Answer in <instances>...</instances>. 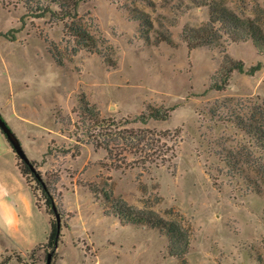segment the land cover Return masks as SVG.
I'll return each instance as SVG.
<instances>
[{"label": "rangeland", "instance_id": "obj_1", "mask_svg": "<svg viewBox=\"0 0 264 264\" xmlns=\"http://www.w3.org/2000/svg\"><path fill=\"white\" fill-rule=\"evenodd\" d=\"M151 1L79 0L77 21L97 41L91 50L79 47L69 21L35 16L28 6L38 0H0V112L61 212L52 264H96L98 254L100 264H183L169 253L162 229L122 223L106 194L179 221L190 237L186 264H264V180L226 162L242 133L220 117L240 99L264 98V51L226 35L215 46L190 48L183 35L209 20L212 4L264 27V0ZM225 52L245 68L262 66L252 75L236 70L226 89H213ZM85 102L100 118L130 120L129 127L180 129L167 139L176 157L159 166L115 167L83 127ZM151 106L169 116L137 121ZM27 178L50 212L35 176ZM16 255L21 264H46L44 249L31 260L3 239L0 262Z\"/></svg>", "mask_w": 264, "mask_h": 264}, {"label": "trees", "instance_id": "obj_2", "mask_svg": "<svg viewBox=\"0 0 264 264\" xmlns=\"http://www.w3.org/2000/svg\"><path fill=\"white\" fill-rule=\"evenodd\" d=\"M148 1L153 3L151 0ZM54 4L59 8L54 9ZM78 4L79 0H38L36 6L29 4L28 7L37 17H42L49 13L59 20L69 21V23L66 22L67 29L76 38L79 47L92 50L97 47V41L95 36L77 21ZM210 9V18L206 23L184 29V39L190 48H196L201 45L215 46L226 35L234 42L251 39L259 51H264V27L258 18L243 17L226 5L212 4ZM140 18L144 19L145 24L152 25L147 12H143ZM165 40L171 41L170 38H165ZM261 66L262 63L258 62L256 65L245 68L243 60H237L225 52L221 66L212 76L211 87L216 90H224L229 85L230 77L234 71L247 72L252 75ZM82 109L84 113L83 127L89 139L97 148H103L107 151L115 167L131 164H142L145 167L147 163L159 166L171 163L176 157L175 147L174 145H169L167 139H173L172 137H175V135L178 137L181 132L180 129L156 131L151 128L129 127L130 120L116 121L109 118H100L99 112L89 102H85L82 105ZM228 109V115L220 117L224 121L231 122L233 127L242 133V140L237 143V147L233 146L234 148L227 149L226 162L235 171L239 172L245 171L246 168H251L264 180V98L258 96L255 100L245 101L240 99L234 106L230 105ZM217 112L218 109H215L214 115H217ZM168 116L169 112L167 110L151 106L148 112H143L136 119L146 123L151 118L166 119ZM129 155H133L135 157L134 160L129 161ZM17 159L21 172L26 177L29 185L32 187L27 174L31 173L41 186L46 204L50 207V212H47L50 215L54 214L56 217L53 209V205H55L61 214L49 187L37 171L35 161L30 159V163L36 169L33 171L30 165L18 155ZM36 173H39L41 178ZM32 189L37 197L35 189L33 187ZM106 195L111 202L112 211L120 217L122 223H144L153 228L162 229L169 240V253L181 259L183 264L187 263L185 255L189 250L190 237L179 221L167 219L153 210L130 207L112 195ZM37 204L40 208H43L38 197ZM61 231L58 230L57 219L53 220L51 218V231L47 241L29 251L27 253L29 258L32 260L36 251L44 249L46 260L49 253L53 254L54 259L61 239ZM16 257L18 261L23 262L21 256L16 255ZM9 261L10 258L6 257L0 264H7Z\"/></svg>", "mask_w": 264, "mask_h": 264}, {"label": "crops", "instance_id": "obj_3", "mask_svg": "<svg viewBox=\"0 0 264 264\" xmlns=\"http://www.w3.org/2000/svg\"><path fill=\"white\" fill-rule=\"evenodd\" d=\"M0 245L8 239L27 254L47 241L51 216L37 204V197L18 165L17 154L0 131ZM97 255L96 264H100ZM8 264H21L12 259Z\"/></svg>", "mask_w": 264, "mask_h": 264}, {"label": "water", "instance_id": "obj_4", "mask_svg": "<svg viewBox=\"0 0 264 264\" xmlns=\"http://www.w3.org/2000/svg\"><path fill=\"white\" fill-rule=\"evenodd\" d=\"M0 131L6 136L7 140L11 144V146L14 148L16 154L25 162H27L31 169L35 171V166L30 163V158L28 157L19 137L13 130V128L10 126L8 121L4 118L2 113L0 112ZM39 178L40 175L39 173H36ZM53 209L56 213V219H57V225H58V230L61 231L62 228V217L61 214L58 212L57 207L53 205ZM52 259H53V254L49 253L47 256L46 264H52Z\"/></svg>", "mask_w": 264, "mask_h": 264}]
</instances>
